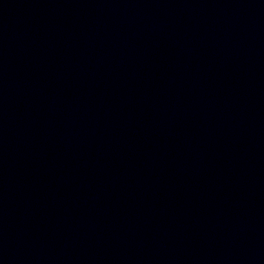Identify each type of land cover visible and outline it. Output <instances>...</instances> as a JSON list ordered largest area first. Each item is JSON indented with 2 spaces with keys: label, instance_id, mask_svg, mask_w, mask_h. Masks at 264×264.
I'll use <instances>...</instances> for the list:
<instances>
[{
  "label": "water",
  "instance_id": "95a60500",
  "mask_svg": "<svg viewBox=\"0 0 264 264\" xmlns=\"http://www.w3.org/2000/svg\"><path fill=\"white\" fill-rule=\"evenodd\" d=\"M0 264H264V0H0Z\"/></svg>",
  "mask_w": 264,
  "mask_h": 264
}]
</instances>
